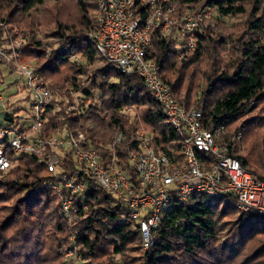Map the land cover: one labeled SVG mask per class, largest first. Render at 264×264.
<instances>
[{
  "label": "trees",
  "instance_id": "1",
  "mask_svg": "<svg viewBox=\"0 0 264 264\" xmlns=\"http://www.w3.org/2000/svg\"><path fill=\"white\" fill-rule=\"evenodd\" d=\"M62 1L0 0V44L20 35L21 61H37L54 91L69 85L78 94L80 112H67L68 104H60L58 112L48 113V131L83 134L87 145L104 157L105 147L121 133L123 140L114 153L133 185L136 175L129 158L139 151L132 138L138 130L151 136L155 152L181 165L183 138L169 126L141 78L103 61L87 40L86 35L97 29L95 0H72L74 6L67 8L76 12L72 26L55 21L50 35L60 43L58 48L48 53L51 47L37 39L34 14L50 2H59L54 5L57 14L65 11ZM169 3L177 19L186 10H210L214 19L198 27L195 50L179 60L181 50L170 37L154 32L148 58L160 66L159 75L180 106L201 110L203 120L224 127L228 138L241 132L239 152L230 153L264 183V0ZM219 18L238 23L228 28ZM74 55L84 63L70 62ZM98 62L100 67H94ZM78 76L92 77L88 88L76 83ZM61 98L73 101L69 93ZM72 165L69 161L66 166ZM48 179L47 168L29 155L0 174V264H264V216L240 211L231 198L214 200L201 194L185 205L171 204L154 234V245L143 252L138 226L92 181L85 197L76 200L81 218L73 227L64 221L53 192L27 194ZM72 235L80 263L65 262L59 253L70 245Z\"/></svg>",
  "mask_w": 264,
  "mask_h": 264
},
{
  "label": "built area",
  "instance_id": "2",
  "mask_svg": "<svg viewBox=\"0 0 264 264\" xmlns=\"http://www.w3.org/2000/svg\"><path fill=\"white\" fill-rule=\"evenodd\" d=\"M95 5L97 29L86 35L87 40L103 61L123 74L141 78L163 108L169 126L183 138V163L177 165L168 156L155 152L150 147L151 136L138 130L132 138L139 151L129 158L136 175L133 185L127 172L117 164L114 153L115 146L123 140L121 133L105 147L107 157L89 147L83 134L66 130L51 134L47 129L49 111L58 112L63 103L68 104L67 112H80L78 94L69 89L54 91L36 64L21 61L24 42L15 36L0 44V61L25 80L29 107L21 116L20 109H9L0 93V174L20 157L35 156L47 168L49 179L27 194L53 192L69 227L81 218L76 200L85 197L92 181L125 211L126 219L138 226L143 252L154 245V234L165 210L171 204L185 205L195 195L214 200L231 198L240 211L264 216V183L253 178L230 153V149L239 152L241 132L228 138L224 127L203 120L201 110L187 111L180 106L163 83L160 66L148 58L156 31L170 37L181 50L177 60L194 51L196 30L212 18L211 11L186 10L177 19L175 6L169 0H95ZM67 93L73 98L71 103L61 98ZM69 161L74 163L72 167L66 166ZM69 241L67 251L61 249L59 253L66 261L80 263L75 236Z\"/></svg>",
  "mask_w": 264,
  "mask_h": 264
},
{
  "label": "rangeland",
  "instance_id": "3",
  "mask_svg": "<svg viewBox=\"0 0 264 264\" xmlns=\"http://www.w3.org/2000/svg\"><path fill=\"white\" fill-rule=\"evenodd\" d=\"M59 2L56 3H48V5L44 8V9H40V11L36 12V15L34 14L33 17V21L35 23H33V30L36 33L37 39L42 41L44 44H47L48 47H51L47 50V52L49 53L51 50H54L57 47L58 41L54 40L53 37L50 35V33L55 29L54 23L56 20H59L61 23H63L64 25H68V26H72L74 21H75V16H76V12L75 11H70L67 10V8L73 7L74 6V2L72 0H64L61 3V7L64 9H66L65 11H61L60 13L57 14L56 10L54 8V5H57ZM66 6V7H65ZM174 6V5H173ZM212 13V18L206 22H204L205 24L208 23L209 21L214 19V15L213 12ZM246 19V16H242V21ZM221 23H223L224 25H226L228 28H232L233 26H235L238 23L237 19L231 20V19H223V18H219L218 19ZM203 23V24H204ZM5 30H9L7 27ZM20 38V35H19ZM21 39V38H20ZM22 40V39H21ZM23 41V40H22ZM25 41V40H24ZM60 44V43H58ZM32 62V64H36L37 65V61H29ZM70 62H77V63H84L79 56H72L70 58ZM101 63H95L94 67L99 68ZM38 67V65H37ZM94 70H91V73ZM92 78V77H91ZM91 78H87L86 76H78L76 83L78 85H80V87L84 88V87H89V81ZM25 87V80L23 78L20 77V75H18L17 73H15L12 69H10L5 63H1L0 64V93L4 96L7 106L9 105V109L13 110L16 108L20 109L19 114L21 116H24L25 112L28 111V107H29V101H27L26 99L23 100V98L26 96V92L24 90ZM66 89H70V86L67 85L65 88ZM64 91V90H62ZM60 92V91H59ZM66 93V91H65ZM14 94H17L16 96ZM96 94V93H94ZM18 98V100H20L18 102L17 107H15V102L13 101L14 99ZM15 107V108H14ZM1 111H0V115H1ZM215 141H217V139L215 138ZM69 247V245H68ZM67 247V248H68ZM65 250V252L67 251L66 248H63ZM63 261L65 262H69L65 260V256L62 257Z\"/></svg>",
  "mask_w": 264,
  "mask_h": 264
},
{
  "label": "crops",
  "instance_id": "4",
  "mask_svg": "<svg viewBox=\"0 0 264 264\" xmlns=\"http://www.w3.org/2000/svg\"><path fill=\"white\" fill-rule=\"evenodd\" d=\"M14 95L16 96L17 94H14ZM17 96H18V95H17ZM25 99H26V96L23 98V100H25ZM26 100H27V99H26ZM13 101L15 102V103H14V104H15V107H17L16 104H18V102H19L20 100H18V98H16V99H14ZM9 105H10V103H9ZM15 107H14V108H15ZM15 109H16V108H15ZM15 109H13V110H15Z\"/></svg>",
  "mask_w": 264,
  "mask_h": 264
}]
</instances>
